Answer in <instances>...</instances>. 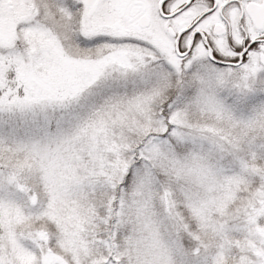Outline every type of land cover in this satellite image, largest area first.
Wrapping results in <instances>:
<instances>
[{
    "label": "snow or ice",
    "instance_id": "6c2138e0",
    "mask_svg": "<svg viewBox=\"0 0 264 264\" xmlns=\"http://www.w3.org/2000/svg\"><path fill=\"white\" fill-rule=\"evenodd\" d=\"M0 264H264V0H0Z\"/></svg>",
    "mask_w": 264,
    "mask_h": 264
}]
</instances>
